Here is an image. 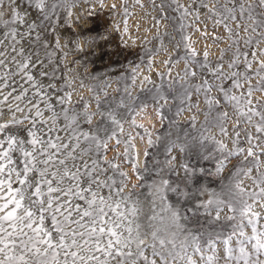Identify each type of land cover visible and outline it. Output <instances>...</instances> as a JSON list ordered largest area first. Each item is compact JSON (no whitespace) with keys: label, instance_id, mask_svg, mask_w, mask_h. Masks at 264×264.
Returning <instances> with one entry per match:
<instances>
[{"label":"snow or ice","instance_id":"obj_1","mask_svg":"<svg viewBox=\"0 0 264 264\" xmlns=\"http://www.w3.org/2000/svg\"><path fill=\"white\" fill-rule=\"evenodd\" d=\"M149 2L159 47L134 54L141 63L133 62L130 86L115 100L110 84H97L90 101L70 107L61 29L74 10L77 21L91 17L105 0H0V264H264V0ZM167 22L179 37L162 62L168 71L133 97L141 64L150 72L167 51ZM189 29L211 38L215 59ZM140 84L143 93L150 76ZM149 107L168 127L156 141L137 132L147 137L141 169L125 124L142 128L135 116ZM120 145L140 181L127 194Z\"/></svg>","mask_w":264,"mask_h":264},{"label":"rangeland","instance_id":"obj_2","mask_svg":"<svg viewBox=\"0 0 264 264\" xmlns=\"http://www.w3.org/2000/svg\"><path fill=\"white\" fill-rule=\"evenodd\" d=\"M113 3L117 6L114 11L110 8ZM141 3L144 4L143 8L135 0H105V7L103 9L98 5H93L95 14L88 17L85 13L78 21L75 18V14L79 13V9H76L68 25L61 29V44L67 45V47L63 48V51L68 53L63 58V68L65 79L71 82V87L68 89L72 94V105H69L70 107H79L81 97L86 101H90L91 93L88 89L97 84L100 87H103L104 83L110 84L111 87L107 89L108 98L119 100L120 90L131 84L130 74L133 62L136 64L141 63L134 54L139 52L141 57H143L145 47L149 49L159 47V41L154 39L157 36V30L154 27L152 19L153 16L157 15V12L152 11L149 0H141ZM125 6L131 13L127 17H125L123 11ZM125 20H127V34L124 33ZM117 28H119V31H117ZM209 29H211V24H209ZM160 32L163 35V46L167 48V51L154 57L153 68L150 72L141 64L136 85L130 88L133 97L147 95L148 89L160 84V78L157 73H167L168 71L162 62L172 54L173 46L179 37L171 22L162 23ZM189 32L191 33V39L195 43V47L202 51L204 44L207 42L209 44L210 58L215 59L216 55H218V49L211 46V38L202 37L199 32H194L192 29H189ZM219 34H223L222 30H220ZM94 37L97 38L95 45L93 44ZM101 37H106V39H102ZM85 39H87V43H85ZM125 42H127V46H125ZM96 45L104 47L106 55L102 60L99 58L100 47ZM225 46L224 44L220 45V47ZM92 52H95V55L89 54ZM182 67V64L175 65L172 69V75L175 76L176 72L180 71ZM144 76H150L152 84L143 85L144 92L141 93L140 82ZM81 80L84 81V87H80ZM101 99L103 100L104 98L101 97ZM178 103V100L169 101L167 107L174 109ZM203 107L204 105L201 104V109ZM90 110H95L94 102L90 104ZM191 115V113L185 112L178 119V123L186 126ZM96 119L98 120L99 117ZM135 122L143 127L136 129L126 123L125 132L131 133L132 136L136 137L133 143L136 144L137 149L141 152L140 162L141 169H143L142 152L147 147V137L145 136L144 140H140L137 132L143 133L144 129H147L151 132L152 139L156 141L157 134L163 132L168 125L167 122L164 125L160 124L151 107L146 112L136 115ZM203 122L204 116L198 114L196 127L199 128ZM169 131L175 132V129L169 128ZM110 147H114V141L110 143ZM117 151L121 153V158L116 163L120 165L122 171L131 177L128 188L125 189V193L127 194L131 190L132 185H139L140 181L135 179L130 166L123 159V145H120ZM151 151L156 152L155 149ZM115 155L116 151H109L108 158L111 159ZM151 167L152 164L150 163L149 168ZM149 179L151 177L146 174L145 180ZM135 191L138 195L143 192L147 196L146 189L137 187Z\"/></svg>","mask_w":264,"mask_h":264}]
</instances>
